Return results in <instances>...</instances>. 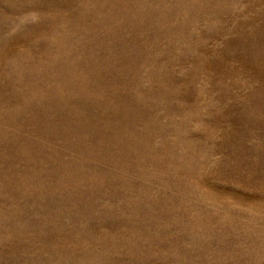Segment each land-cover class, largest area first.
<instances>
[{
    "label": "rangeland",
    "instance_id": "1",
    "mask_svg": "<svg viewBox=\"0 0 264 264\" xmlns=\"http://www.w3.org/2000/svg\"><path fill=\"white\" fill-rule=\"evenodd\" d=\"M0 264H264V0H0Z\"/></svg>",
    "mask_w": 264,
    "mask_h": 264
}]
</instances>
